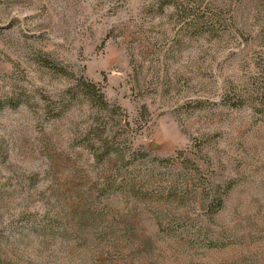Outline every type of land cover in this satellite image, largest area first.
<instances>
[{
  "label": "rangeland",
  "instance_id": "obj_1",
  "mask_svg": "<svg viewBox=\"0 0 264 264\" xmlns=\"http://www.w3.org/2000/svg\"><path fill=\"white\" fill-rule=\"evenodd\" d=\"M262 88L264 0H0V264H264Z\"/></svg>",
  "mask_w": 264,
  "mask_h": 264
},
{
  "label": "trees",
  "instance_id": "obj_2",
  "mask_svg": "<svg viewBox=\"0 0 264 264\" xmlns=\"http://www.w3.org/2000/svg\"><path fill=\"white\" fill-rule=\"evenodd\" d=\"M42 62L46 67H51V69L59 73L65 72V70L60 67L53 66L52 63L47 60H42ZM81 85L83 87L84 93L88 96L89 99L93 100L94 102H98V104L103 108L107 107V102L103 99L102 93L99 91V89L96 88L93 83L82 82ZM256 100V105L260 106V111L264 116V88L256 92ZM222 195L223 194L218 193V197L214 200V202L208 205V210L210 212H215L222 206Z\"/></svg>",
  "mask_w": 264,
  "mask_h": 264
}]
</instances>
